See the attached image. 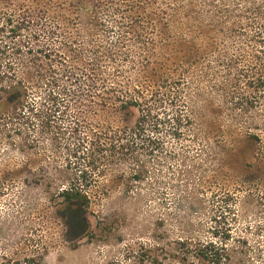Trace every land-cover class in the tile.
I'll return each mask as SVG.
<instances>
[{
    "label": "rangeland",
    "instance_id": "rangeland-1",
    "mask_svg": "<svg viewBox=\"0 0 264 264\" xmlns=\"http://www.w3.org/2000/svg\"><path fill=\"white\" fill-rule=\"evenodd\" d=\"M72 1L0 0V72L17 48L20 74L42 75L32 111L0 93V264H264V0ZM6 13L29 22L19 36ZM89 64L148 94L120 148L99 132L140 112L102 101ZM50 76L62 112L40 105Z\"/></svg>",
    "mask_w": 264,
    "mask_h": 264
},
{
    "label": "trees",
    "instance_id": "trees-1",
    "mask_svg": "<svg viewBox=\"0 0 264 264\" xmlns=\"http://www.w3.org/2000/svg\"><path fill=\"white\" fill-rule=\"evenodd\" d=\"M74 1L75 0H73L72 3ZM77 1H82V4L85 3V0ZM50 18L53 17H49L47 15L44 20H49ZM12 19L13 14L6 13V17L4 18L6 22L1 27L5 26L4 29H7L11 36L16 37L19 36V33L24 28L28 27L29 22L23 17L15 20ZM251 39L258 40L259 43L261 41L264 43V19L259 22V26L257 27L255 33L251 36ZM17 53V48H13L11 50V53L9 54V58H11L8 59L7 63L5 64V70L0 72V93L5 94V99L9 98V103H14V105H17V107L27 108L28 111H32L34 106L26 104L25 99L29 92L35 91L38 88L37 84L41 82L42 75L39 74L35 80H28L26 79L29 78L27 77L28 71L22 72L20 74V72L17 70V64L14 62L15 58L14 60L12 59L13 56L15 57L17 55ZM105 61L107 63H113L111 58H107ZM263 68L264 64L262 66V69ZM105 69L106 66L102 67L100 64H89L88 67H84L83 72L86 75V81L89 83L88 86L94 89V92H96V95H99V97L102 98V101H104L103 95H106L107 98L112 101V103H117L118 108L125 119H128L131 115V108H137L140 112V117L136 120L132 128L99 132V134L103 137L104 135L116 137V140L114 141L119 142L120 148L123 146L120 145V142L122 143L125 141L128 143L133 139V137L144 133L145 127L149 122V116L151 114L149 113V110H147V112L144 111V108L148 107V104H146L148 94L136 84L121 83L118 76L121 72L120 68L116 69L117 71L114 74L106 73ZM258 79H260V83L264 85V69L258 74ZM43 85L47 87V93L42 99L40 98V105L48 104L54 108L55 111L62 112L65 110L67 107L65 98L66 96H69L70 92L67 89L58 87L57 78L54 76H50L47 79V82H43ZM59 195L64 203L69 205H76L78 207L81 206L82 208H85L89 202L87 193L76 187L62 189ZM209 246V255L211 258L214 257L218 262L225 258L223 254V248L215 247L212 244Z\"/></svg>",
    "mask_w": 264,
    "mask_h": 264
}]
</instances>
